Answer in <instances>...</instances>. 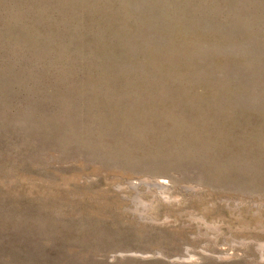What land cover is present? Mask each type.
I'll use <instances>...</instances> for the list:
<instances>
[{
  "label": "rangeland",
  "instance_id": "obj_1",
  "mask_svg": "<svg viewBox=\"0 0 264 264\" xmlns=\"http://www.w3.org/2000/svg\"><path fill=\"white\" fill-rule=\"evenodd\" d=\"M0 264H264V0H0Z\"/></svg>",
  "mask_w": 264,
  "mask_h": 264
},
{
  "label": "bare ground",
  "instance_id": "obj_2",
  "mask_svg": "<svg viewBox=\"0 0 264 264\" xmlns=\"http://www.w3.org/2000/svg\"><path fill=\"white\" fill-rule=\"evenodd\" d=\"M148 182V181H147ZM130 184V183H129ZM132 184V183H131ZM152 184V183H151ZM135 185V184H134ZM150 185V184H149ZM148 185V186H149ZM157 185H158V183H157ZM138 186V185H137ZM130 187H131V185H130ZM133 187V186H132ZM136 187V186H135ZM160 187H162L163 188V186H160ZM159 187V188H160ZM134 188V187H133ZM148 188V187H147ZM185 189V188H184ZM162 190H164V189H162ZM136 192H138V190L136 189ZM162 192V191H161ZM165 192V191H164ZM134 195V194H133ZM138 195V194H137ZM167 198V197H166ZM135 200H137V199H135ZM167 200V199H166ZM133 201V200H132ZM168 202H169V200H167ZM138 202V201H137ZM142 202V201H141ZM153 202V201H152ZM140 203V202H139ZM131 204H132V202H131ZM137 204V203H136ZM141 205V204H140ZM130 207V206H129ZM135 208V207H134ZM136 212V211H135ZM31 224V223H30ZM31 228V227H30ZM205 251V250H204ZM220 254V253H219ZM187 255V254H186ZM189 255H191V254H189ZM193 257L195 256V255H192ZM192 256H190V257H192ZM183 257V256H182ZM187 257V256H186ZM186 257H183V258H186ZM180 258V260L182 259L181 257H179ZM178 258V259H179ZM219 258V257H218ZM189 260H190V258H189ZM193 260H196L195 259V257H194V259ZM187 262V261H186Z\"/></svg>",
  "mask_w": 264,
  "mask_h": 264
}]
</instances>
